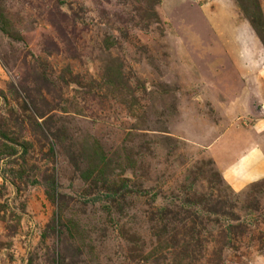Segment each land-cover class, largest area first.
<instances>
[{
    "label": "rangeland",
    "instance_id": "obj_1",
    "mask_svg": "<svg viewBox=\"0 0 264 264\" xmlns=\"http://www.w3.org/2000/svg\"><path fill=\"white\" fill-rule=\"evenodd\" d=\"M263 135L264 0H0V264H264Z\"/></svg>",
    "mask_w": 264,
    "mask_h": 264
},
{
    "label": "crops",
    "instance_id": "obj_2",
    "mask_svg": "<svg viewBox=\"0 0 264 264\" xmlns=\"http://www.w3.org/2000/svg\"><path fill=\"white\" fill-rule=\"evenodd\" d=\"M247 65L249 64L248 63V61H247V63H246ZM249 66V65H248ZM242 137V136H241ZM259 139V138H258ZM258 139H256V140H258ZM251 140V139H250ZM253 140H255V139H253ZM261 141H264V135L262 136V140Z\"/></svg>",
    "mask_w": 264,
    "mask_h": 264
}]
</instances>
